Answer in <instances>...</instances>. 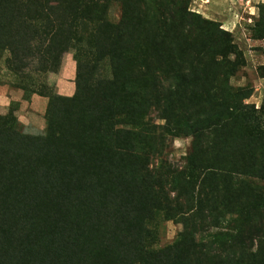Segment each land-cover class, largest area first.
<instances>
[{"label":"trees","instance_id":"16d2710c","mask_svg":"<svg viewBox=\"0 0 264 264\" xmlns=\"http://www.w3.org/2000/svg\"><path fill=\"white\" fill-rule=\"evenodd\" d=\"M163 2L0 0V64L12 74L56 73L71 51L76 63L69 117L61 112L64 104H55L67 98L51 95L46 85L21 86L49 98L46 135L20 136L8 117L0 115V219L19 212L15 224H35L19 232L21 254L11 252L6 264H15L14 255L26 264L37 259L41 264H198L193 261V225L183 212L161 207L163 188L154 190L148 182L150 158L159 153L149 146L152 107L159 110L172 139L192 138L181 178L191 187L202 177L210 195L221 192L212 226L219 228L231 216L235 234L225 235L244 246L241 218L264 209V199L258 191L253 205H237L234 176L264 181L262 109L244 103L251 89L229 86L237 69L230 33L207 27L213 23L193 15L203 37L200 52H191L196 61L188 62L190 51L183 42L187 1ZM112 8L119 10L116 20ZM259 25V39H264V20ZM214 41L219 48L209 47ZM205 54L209 65L201 61ZM258 71L264 78V65ZM206 134L213 140L202 148L199 141ZM227 152L233 157H226ZM159 208L165 209L166 220L182 223L184 231L171 246L153 249L156 234L149 225ZM71 215L85 219L72 228ZM6 222H0V232L14 239ZM43 222L49 224V238L46 229H38ZM81 225L90 234L82 241ZM22 234L26 241L20 240ZM44 246L49 255L39 250ZM254 246L253 264H264V243ZM242 256L228 255L222 264H235Z\"/></svg>","mask_w":264,"mask_h":264},{"label":"rangeland","instance_id":"374dc122","mask_svg":"<svg viewBox=\"0 0 264 264\" xmlns=\"http://www.w3.org/2000/svg\"><path fill=\"white\" fill-rule=\"evenodd\" d=\"M163 1L165 0H156V3H164ZM186 1L190 14H187L186 18V31L183 42L184 48L190 53L185 59L188 62L195 60L194 53L191 52L193 50H199L200 52L198 43L203 37L202 30L197 25L198 22H194L195 18L193 15H200L201 19L213 23L206 24L207 27L214 25L216 29L219 26L220 29L229 32L231 43L237 51V69L234 76L230 79L229 86L233 89H251L252 95L244 103L254 105L255 109L261 108L264 117V78L260 76L258 71V67L264 65V39H259L261 30L259 22L264 20V0ZM166 2H171V0H166ZM110 14L116 20L119 16V10L112 8ZM215 46L219 48L220 43L215 45L214 41L209 45V47ZM72 55V51L64 55L61 67L56 73L40 74L34 70H25L23 75H15L6 68L4 63L0 64V115L8 117L6 118L8 124L11 121L14 125L13 129L20 136L46 135L45 127L49 103V98L46 96L40 97L36 94L25 92L21 87L23 85L28 88H38L41 85H46L51 95L67 98L63 103L58 100V102L55 101V104L57 107L64 104L61 106V112L65 117H69V109L71 107L69 100L75 90L76 63ZM228 59L233 60L234 58ZM201 61L209 65V56L203 55ZM216 61L219 63V57H216ZM220 71L226 72L227 70L225 71L224 67H220ZM222 90L224 91V88L221 89L220 94ZM58 115H56V118L61 117ZM159 117V110L152 107L147 116V122L154 133V137L150 140L149 146L156 148L157 151L159 150V153L150 158L147 167L148 182H151L154 190H158L160 187L163 188V192H160L159 197L161 207L178 213L183 212L185 218L189 220L188 224L193 225L192 230L196 232L194 240L196 250L193 261L198 259V264H222L228 255L234 259L238 255H243L235 264H253L251 251L256 249L254 245L264 243V209H253L246 215L245 219L241 218L240 227L244 228L242 231L244 246L242 247L237 246L239 243L234 244L231 238L225 235V233L235 234L233 228L234 220L231 216L224 217L219 228L213 227L212 218L217 213L214 209L215 207L220 209L221 192H215L214 195H210L208 193V182L203 180V183H200L202 177L196 181V186H186L180 172L185 166L187 155L192 151V138L180 137L172 139L165 132V122L160 120ZM212 140V135L206 134L199 141L200 147H207ZM234 146L232 148L236 154L238 150ZM212 152L216 153L214 150ZM223 154L226 157H233V153L227 152ZM225 159L229 161L227 158ZM234 178H236L234 180L236 182L233 185L239 190L238 197H236L237 205L239 204L243 207L248 204L253 205L255 202L254 197L257 196L258 191L264 199L263 180L241 177L240 175H235ZM173 179H177L178 184L174 185ZM244 182L248 186L243 187ZM193 187H195L194 190ZM191 189L193 190L192 194H190ZM159 209L155 212L153 223L149 225V229L156 234L153 239L154 243L151 246L153 249L171 246L179 240L181 233L184 231L182 223L166 220L164 216L165 209ZM20 216L21 213L19 212H11L5 215L8 220L6 225H10L7 228L14 232V239L8 236V233L4 230L0 232V257L5 261L2 264L8 262L12 253L21 254L18 249H21L24 244L18 242L17 236L19 232H24V229L31 226L35 227L34 223L32 225L27 222H25V225L15 224L14 221L19 219ZM69 218L72 219L70 224L73 228L75 222H81L80 218L85 219V215L81 216L79 220L77 216L73 218L71 215ZM6 219H0V222H4ZM48 225L44 222L37 225L40 226L38 229H46L47 238H49L48 234L50 233ZM79 231L81 241L84 236H90L82 225L79 227ZM23 236L24 234L21 235L20 240L26 241ZM3 240H7V243H2ZM11 240L13 242L10 245ZM226 244L230 245L229 249H227ZM45 246L44 248L40 247L39 250L47 253ZM25 247L29 248L30 245L27 244ZM190 247L193 249L192 244ZM13 248H15V251H13ZM72 260L77 261L76 257ZM13 261L15 264H26L23 261H19L15 255ZM27 264H41V262L37 259L33 262H27Z\"/></svg>","mask_w":264,"mask_h":264}]
</instances>
